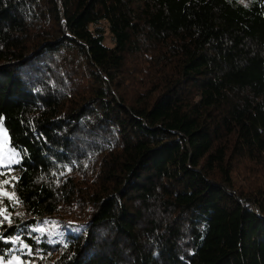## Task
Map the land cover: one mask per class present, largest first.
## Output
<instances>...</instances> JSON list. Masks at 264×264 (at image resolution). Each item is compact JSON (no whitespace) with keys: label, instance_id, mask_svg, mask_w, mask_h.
<instances>
[{"label":"trees","instance_id":"trees-1","mask_svg":"<svg viewBox=\"0 0 264 264\" xmlns=\"http://www.w3.org/2000/svg\"><path fill=\"white\" fill-rule=\"evenodd\" d=\"M0 123L3 260L264 264V0H0Z\"/></svg>","mask_w":264,"mask_h":264},{"label":"rangeland","instance_id":"rangeland-1","mask_svg":"<svg viewBox=\"0 0 264 264\" xmlns=\"http://www.w3.org/2000/svg\"><path fill=\"white\" fill-rule=\"evenodd\" d=\"M15 153V155H14ZM0 157L3 158L4 162L7 163L9 160L15 161L20 159V153L16 149L11 148L8 145V138L7 133L5 129L3 128L2 124L0 123ZM15 164V162H12L10 165ZM2 168V167H0ZM45 231L48 230L46 227L43 228ZM18 258V259H16ZM9 261H11V264H21V259L19 256L13 255L9 259L3 260L0 257V264H9Z\"/></svg>","mask_w":264,"mask_h":264},{"label":"snow or ice","instance_id":"snow-or-ice-1","mask_svg":"<svg viewBox=\"0 0 264 264\" xmlns=\"http://www.w3.org/2000/svg\"><path fill=\"white\" fill-rule=\"evenodd\" d=\"M14 155H15V153H14ZM12 162H15V163H19L20 161L19 160H15V161H11V160H9L7 163H5L4 162V160H3V158L2 157H0V167H9L10 166V164L12 163ZM69 171H71V169H69ZM0 175H6L5 173H3V172H0ZM12 179H16L15 177H13ZM10 183V180H8V179H5V180H3V181H0V187H2V185H7V184H9ZM5 195H7V193H4ZM13 195V197H14V193L12 194ZM17 199V202H19L18 201V198H16ZM0 214H2V213H0ZM10 222V221H9ZM37 231H40L41 233H43L44 232V229H42V228H40V229H36ZM16 259H18V258H16ZM9 264H11V261H9Z\"/></svg>","mask_w":264,"mask_h":264}]
</instances>
